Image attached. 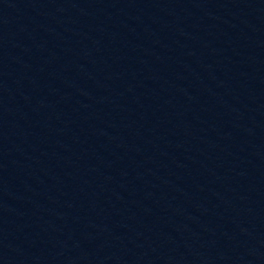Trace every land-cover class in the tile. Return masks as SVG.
<instances>
[{"label": "water", "instance_id": "water-1", "mask_svg": "<svg viewBox=\"0 0 264 264\" xmlns=\"http://www.w3.org/2000/svg\"><path fill=\"white\" fill-rule=\"evenodd\" d=\"M0 264H264V0H0Z\"/></svg>", "mask_w": 264, "mask_h": 264}]
</instances>
